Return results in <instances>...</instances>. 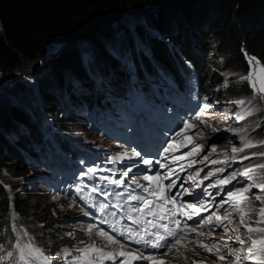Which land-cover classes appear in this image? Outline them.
I'll list each match as a JSON object with an SVG mask.
<instances>
[{
	"label": "trees",
	"instance_id": "trees-1",
	"mask_svg": "<svg viewBox=\"0 0 264 264\" xmlns=\"http://www.w3.org/2000/svg\"><path fill=\"white\" fill-rule=\"evenodd\" d=\"M152 8L155 11L150 19L145 14ZM124 15L139 19L138 24L126 29L122 26L126 21V17L122 19ZM114 25L121 27L125 36L117 37ZM144 30L149 32L148 35L143 34ZM128 31L134 33V37ZM154 34L157 37L166 35L155 42V38H149ZM52 42L71 43V46L53 58L52 66H48L46 71H51L57 88L76 98L77 106L91 111V106L79 104H83L90 95L93 96L90 101L97 103L95 95L98 90L94 80L106 76L108 80H117L121 76L120 82H124L129 76L128 72L119 70L117 57H124L134 66L137 75L143 67L150 69L151 62L152 72L157 75L166 64L181 55H185V59L194 65L199 76L204 74L205 66L211 65L207 61V56L211 55L220 60L223 68L240 73L248 69L245 51L264 64V0H0V71L8 73L18 68L24 59L40 58L44 47ZM83 43L87 45L84 47L86 50L79 47ZM138 44L145 47V54L142 51L132 53L134 45ZM197 52L203 55L204 61ZM89 61L95 63L94 69L86 66ZM179 64L184 67L183 62L179 61ZM169 70L173 72L171 67ZM65 77L70 78L69 87H77L76 91L67 90L63 80ZM77 80L79 82L76 84ZM45 82L46 79L38 80L37 90L27 93L25 101L17 100L11 104L0 101V166L6 163H14L15 167L25 164L27 157L22 150H29L33 141L41 140L40 130L37 131L28 121L30 114L23 110L25 104L32 109V95L37 105H43L53 123L58 122L60 127L62 123H78L75 113L69 114L67 119L61 117L62 110L57 111L58 106L53 103L55 96L60 99L61 95L54 94L53 98L43 89L48 87ZM200 82L208 91L211 83L207 84L203 79ZM57 88L53 86L51 91L56 93ZM104 89L105 84L100 91ZM170 94L169 89L162 98L171 100ZM240 94L226 88L224 93L216 95V100ZM208 97V94L201 96L204 100ZM102 103H107V100ZM22 124L26 127L25 132L13 139L9 132H17ZM64 127L68 129L66 125ZM261 129L264 130V117L259 122ZM49 132L56 146L62 150L66 149L67 141L72 142L74 136L71 131L61 138L57 128ZM209 139L210 136H207L206 140ZM214 141L216 144L217 139ZM5 193L4 185L0 183V245L3 246L0 255L11 250L15 241L7 214L15 215L19 226L24 227L25 223L21 225L22 222L33 211L22 194H13V199L5 202ZM60 231L64 235L67 232L66 229ZM50 232L57 233L53 228Z\"/></svg>",
	"mask_w": 264,
	"mask_h": 264
},
{
	"label": "snow or ice",
	"instance_id": "snow-or-ice-1",
	"mask_svg": "<svg viewBox=\"0 0 264 264\" xmlns=\"http://www.w3.org/2000/svg\"><path fill=\"white\" fill-rule=\"evenodd\" d=\"M244 55L247 58L248 71L246 75L239 76V80L241 82H247L248 86L252 89V98L232 101V103L238 106H243L242 113L237 116L238 121L245 120L258 110L254 106V99L258 98L259 101H264V79L256 76L257 69L260 72H264V64L257 57L250 56L246 51ZM223 86L228 87L227 81ZM209 107L210 105L205 103L199 111L203 112ZM200 124L204 125V127H211L205 121H201ZM257 126L259 127V125ZM194 129H196L194 135L203 139L205 133L200 128V125L182 121L180 130L175 132L174 138H167L164 141L158 153L159 158L155 159V161L152 159H144L140 152L133 150L131 156L139 157L143 165L150 166L155 163L159 166V169H167V172L162 174L158 169L153 175H144L142 178L148 182L147 186L133 180L132 183L135 184L136 188L141 190L140 193L132 194L127 191V188H125L126 195L124 193H115V195L122 197V200L112 205V207L123 210L125 218L131 221L133 225H137L136 228H125L120 235L125 236L128 241L135 245L143 244L146 249H164L163 252H148L146 254L145 250L139 248L134 251H126L124 250L127 247L126 244L120 243L114 236L100 229L96 232V235L106 240L105 247H98L95 240L90 244L80 241V244L84 246L76 247L74 250L79 255L73 256L72 260L69 261L68 257L72 256V250L65 247L64 249L57 250L54 254L46 255L45 251L36 244L35 238L26 229L23 227L18 228L13 223L12 232L15 234V241L11 245V250L6 251L4 255H0V264H53L61 256H63L65 264H100L101 260L112 261V264H135L137 261H145L148 264H167L160 257L167 256L173 251L178 252L177 245H181L187 235L180 234L182 232L181 221L175 219L178 212L182 211L183 215L191 220L193 216L199 215L202 211L209 210L207 203L201 202L199 199H197L196 203H188L186 205L178 204L180 197L184 193L191 195L189 188H185L183 183L180 184L182 192H172V189L176 187V181L172 180V177L177 175V170L170 167L167 162L171 161L172 164H175L182 160L184 156H191L193 153L198 155L199 152L197 150L203 151V145L195 143L194 140L187 136V132H191ZM225 130H231L237 135L240 131H246L245 129ZM211 131L218 132L221 129L212 127ZM176 138H182L186 140V143L180 144ZM240 141L242 146L236 147L233 145L231 147L233 154L231 159L233 161L237 159L239 153L245 152V149L264 146V140L254 142L244 135H240ZM188 145H193L191 151L182 153L180 156L175 155L182 147H187ZM210 151L211 153H216V145H211ZM126 157H128V153L125 152L122 155L112 157V160L115 162ZM254 157L264 158V151L253 152L250 155L239 157V159L244 161ZM208 159V155H205L199 162L203 163ZM196 162L192 161L188 164V167L191 168ZM210 162L212 164H227L228 157L225 156L223 160H212ZM98 171H104V169L99 166L87 167L80 175L93 174L95 176ZM129 171H131V168L123 172V177H127ZM180 171H186L183 165L180 166ZM201 171L203 169L189 173L186 182H190L195 187H200L203 185L204 180H208L217 173H223L226 169L216 168L202 179L200 178ZM238 177H245L252 183L240 189L227 191L226 198L222 197L221 201L217 204L218 208L225 209L223 214H220L218 211H212L209 216L203 219L202 223L197 222V228L211 225L214 228H222L226 234L229 232L234 233V241L232 243L238 244V247H231L230 241L227 240L215 242L212 244V247H209L207 243L200 240L194 241V243L205 252L214 255L216 260L220 262H227V264H264V162L250 164L239 172L233 171L223 178L216 179L214 182L206 185L200 195L212 198V193L208 191L209 189H223L228 184L237 180ZM97 179L108 181L110 177L99 176ZM164 180H168L169 183L164 184ZM111 183L121 186L123 180L111 179ZM252 188L259 189L261 194L249 195ZM96 190V188H93L94 192ZM132 202L135 203L133 204ZM255 202H258V206ZM225 205L228 207L225 208ZM99 207L101 212H104L105 209L109 208V205L101 204ZM185 208L191 211H184ZM108 214L116 216L117 213L113 211ZM84 215H88V213L85 212ZM141 217H151V219L141 220ZM168 220L172 221L175 230L169 227L168 222L160 223V221ZM188 227L187 224L183 225V228ZM94 228H96V225H90L85 231L91 236ZM190 232L196 233L197 236L201 237L209 236L208 233L197 232L196 228H191ZM66 235L73 236L74 233L69 232ZM109 244H120V247L113 251H105V248ZM2 248L3 246L0 245V249ZM223 249H228L226 255L221 254ZM192 264H196V262L193 261ZM213 264H216V261Z\"/></svg>",
	"mask_w": 264,
	"mask_h": 264
},
{
	"label": "rangeland",
	"instance_id": "rangeland-1",
	"mask_svg": "<svg viewBox=\"0 0 264 264\" xmlns=\"http://www.w3.org/2000/svg\"><path fill=\"white\" fill-rule=\"evenodd\" d=\"M155 10L150 9L149 13L146 12V16L151 19V14ZM129 15H124L122 19L126 17V21L122 23L123 27L131 28L135 24H138L139 19H134L128 17ZM143 16V15H142ZM146 19V18H145ZM144 28V27H143ZM142 28V29H143ZM147 28L148 24H147ZM113 30L116 32L117 37L125 36V34H122L123 29L121 27H118L114 25ZM143 34L148 35L149 32H146L144 30ZM124 32V31H123ZM129 35L131 36L135 35L134 33L128 31ZM162 35V36H161ZM158 35L154 34L151 35L149 38H155L154 41H159L160 39H163V36L166 34ZM134 37V36H133ZM148 37V36H147ZM148 40H151L149 39ZM158 38V39H157ZM126 40V39H125ZM140 40V39H139ZM77 44V43H75ZM71 46V43H60V42H52L48 43L44 47L43 55H41L40 58H36L33 60L24 59L22 60V64L19 65V67L15 68L14 70L6 73L4 70L0 71V101L5 102V104H11V102H16L18 100L25 101L24 97L29 92H35L34 90H37V83L38 80L46 79L45 85L48 87H43L45 91H48L50 94L57 95H64L68 97V94L65 90L57 88V86L54 85V79L51 75V71H46V68L48 66H52L51 60L55 58L59 53L64 52L67 47ZM86 43H83V45H80V49L86 50L84 47H86ZM138 47L141 49L145 48L140 47L138 44ZM135 45L133 50V53L135 54ZM118 53V49H115ZM131 50V48H130ZM87 52V51H86ZM142 52H146L145 50H142ZM88 53V52H87ZM89 54V53H88ZM207 61L211 63L210 66L204 67V82H207V84H210L209 86V95L215 96L217 94L224 93L225 89H233L234 93H241L238 96L231 97L229 96H223L222 100L217 101L214 99V104H222V109L219 114V118L216 119L215 122H210L208 120H202L207 123V125H210L211 127H206L207 132L205 133L204 140L207 138V136H210L212 133H218V132H212L211 128L215 126V128L221 129L224 131L223 134H218V146H223V149L220 152L221 159H225V156L228 157V162H239L240 164L247 166L250 164L255 163H261L264 162V158H252L250 160H244L241 161L239 157H242L244 155H250L253 152L258 151H264V146H259L255 148H248L245 149V152L240 153V155L237 157L235 161L231 159L232 152L231 147L235 145L237 146L238 141H240V135H244L247 138L253 140L254 142L259 140H264V130H259V122L262 117H264V101H259L258 98L254 99V106L257 111L254 112L253 115L248 116L241 124L238 126H233L232 129H245L246 131H240L239 134H234L231 130H225L229 129L227 127V117L229 115V112L232 111V108L235 106L231 104V101L239 100V99H250L252 98V89L248 86L247 82H241L239 80V76L246 75L247 71L244 73H240L238 71H230L228 69L223 68V65L220 64V60L214 56H207ZM137 58V57H134ZM212 61V62H211ZM94 62H88L86 64L87 67H90L94 69ZM248 64V63H247ZM51 69V67H50ZM52 70V69H51ZM62 75V73H60ZM256 76L260 79H264V72H260L259 69L256 71ZM45 77V78H42ZM70 78H63L64 85L69 91H76L77 87H69V81ZM51 81V82H50ZM117 84H122L123 82L117 81L116 78L113 80ZM227 81L228 87H224V83ZM79 81H76V84ZM56 87V93L51 91V88ZM122 91H126L125 88H122ZM103 93H109L110 95H116L117 92L115 90H107ZM102 93V94H103ZM70 95V94H69ZM107 96V95H104ZM57 96H55V99ZM225 98V99H224ZM40 101V100H39ZM23 103V102H22ZM71 103V101H70ZM69 98H66L64 100H57L55 102L56 106H58L57 111L63 109L66 111V107L70 105ZM230 103V104H229ZM30 104L32 105V109L28 107L27 104L23 106V110L27 113L33 112L35 113V119L33 120L36 125H39L41 128H44V131L50 134V129L57 128L59 130V134L61 135H67V132H71L74 134L72 143L74 145H78L82 142V140L86 143L87 141L93 142L94 137L89 134L87 131L83 130L81 121L78 120V123H66L63 124L60 127L58 125V122L53 123L51 121L52 117L46 113V111L43 108V105H37L36 99H34V96H31ZM41 104V103H40ZM102 105L100 106V108ZM104 110H108L106 107H103ZM62 113V111H61ZM59 115V113L57 112ZM63 114V113H62ZM238 121V120H237ZM262 123V122H261ZM64 125L68 127V129H65ZM24 127L20 126L17 130L18 133L24 132ZM210 130V131H209ZM9 134H11L9 132ZM33 148H36V146H33ZM27 154V160L26 161H33L34 160V154L31 153L30 150H26ZM219 156V157H220ZM25 161V162H26ZM40 162V160L38 159ZM24 165V166H23ZM15 167L14 163H6L4 166H0V183H3L5 187V202L7 200L13 199V194L15 195L18 193V196L22 194L24 198L31 204V207L33 208V211L31 212V215L29 218L25 219V222H22L21 225L25 223V226L23 227L26 229L29 234L35 238L36 244L40 246L42 249H44L46 254H54L57 252V250L64 249L65 247L70 248L72 246V250L76 247H83L84 245L80 244V241H84L86 243H89L88 237H81L79 234L78 229L74 227H81V225L78 222V217L76 216L79 214L78 208L73 206L68 200L65 198H62L58 196L52 189L51 184H47L45 181L43 182V176L41 174L40 169L37 167H31L29 165L23 164ZM34 166V165H32ZM49 172H53V168L49 169ZM34 177V181L32 185H29L27 181L32 180ZM9 217V224L12 227V224L15 223L16 226H19L18 219L15 215L7 214ZM68 216H76L75 220L73 222L67 221ZM15 218V219H14ZM53 228L57 231V233H51L50 229ZM62 229H66L67 232H65V235L61 231ZM72 232L74 233L73 236H68L66 233ZM188 245L186 244L185 247ZM9 251V250H8ZM176 261L179 262V264H192V261L189 258H182V256H176Z\"/></svg>",
	"mask_w": 264,
	"mask_h": 264
},
{
	"label": "bare ground",
	"instance_id": "bare-ground-1",
	"mask_svg": "<svg viewBox=\"0 0 264 264\" xmlns=\"http://www.w3.org/2000/svg\"><path fill=\"white\" fill-rule=\"evenodd\" d=\"M95 97H96V100H97V103H98L99 98H100L101 96L99 95V93H97V94L95 95ZM144 98H146L148 101L153 100V99H152V94L147 93V92L144 94ZM206 100H209V97L206 98ZM210 100H211V97H210ZM103 101L106 102V99H104ZM166 101L170 102L171 100H166ZM101 105H102V107L99 108V109H100V115H103L105 112L107 113L108 110H104V109H103V107H104V104H103V103H102ZM220 106H221V105H220ZM215 107H216V106H215Z\"/></svg>",
	"mask_w": 264,
	"mask_h": 264
}]
</instances>
